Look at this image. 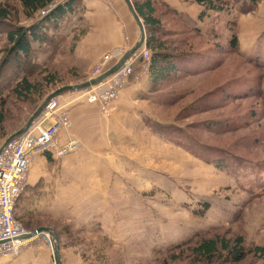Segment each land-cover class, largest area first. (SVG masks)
<instances>
[{
	"label": "rangeland",
	"instance_id": "obj_1",
	"mask_svg": "<svg viewBox=\"0 0 264 264\" xmlns=\"http://www.w3.org/2000/svg\"><path fill=\"white\" fill-rule=\"evenodd\" d=\"M120 1L131 31L112 1L109 18L122 26L121 46L131 49L141 31L126 2ZM153 1L169 30V47L190 59L198 56L202 68L197 74L172 75L161 85L148 79L134 82L139 88L127 95L128 110L110 117L99 109L94 113V129L106 139L109 154L85 159L84 164L113 161L122 174L101 175L104 188L92 191V200H78L71 224L58 223L62 264H230L225 251L211 261L196 254L195 247L205 238L238 236L249 252L239 264H264V255L254 252L264 246V0L252 11V0H216L227 5L225 11L210 10L203 16L204 7L194 2ZM0 2L15 7L17 23L34 22L24 15L20 0ZM75 9L60 32H50L52 43L41 46V57L32 59L31 80L40 87L28 101L13 92L19 75L9 66L2 69L9 43L0 32V71L6 78L13 73L8 82L0 79V100L6 102L0 146L50 94L90 76L94 65L90 73L85 71L88 59L79 58L75 45L92 20L83 16L88 10L84 0ZM234 34L236 48L229 42ZM243 59L256 61L260 71ZM50 72L58 73L57 84L46 83ZM255 87L258 96L243 95ZM193 149L212 160L225 151L230 165L220 168ZM205 202L207 211L202 210ZM97 209L103 212L100 221L93 218Z\"/></svg>",
	"mask_w": 264,
	"mask_h": 264
},
{
	"label": "crops",
	"instance_id": "obj_2",
	"mask_svg": "<svg viewBox=\"0 0 264 264\" xmlns=\"http://www.w3.org/2000/svg\"><path fill=\"white\" fill-rule=\"evenodd\" d=\"M108 1H112L127 18L125 23L128 30L132 29L127 9L120 0H84L88 10L83 16L87 21L92 20V26L77 40L75 51L83 61L88 59L89 65L85 71L89 73L91 66L95 65L104 53L124 44L122 26L113 23V18H109L111 14ZM131 37L134 39L133 34ZM135 88L138 89L139 84L132 83L124 90L113 116L119 111L128 110L129 101L126 97L133 93ZM61 103L70 111L74 123L71 131L62 132V140L65 141L71 136L77 137L82 142V148L61 160L55 159L49 153L39 154L35 158L29 171L26 189L16 207L17 218L31 231L49 227L59 234V222L69 225L75 220L77 206L81 204L78 200L85 197L92 200V191L104 188L101 175L109 178L113 173L122 174L119 166L112 165L113 161L107 162L112 163L110 165L84 164L87 161L85 159H99L109 154L108 150L104 149L108 146L106 139L94 129L93 116L98 111L97 105L88 103L80 91L64 93ZM101 143L103 145H100ZM77 159H82L83 164H73ZM98 212L97 209L93 218L100 221L99 214L103 212ZM52 261L51 249L39 244L25 250L17 258H0V264H52Z\"/></svg>",
	"mask_w": 264,
	"mask_h": 264
},
{
	"label": "trees",
	"instance_id": "obj_3",
	"mask_svg": "<svg viewBox=\"0 0 264 264\" xmlns=\"http://www.w3.org/2000/svg\"><path fill=\"white\" fill-rule=\"evenodd\" d=\"M80 1L81 0H20L24 15L34 20L30 25L17 23L16 14L18 12L15 7L11 6L9 3L0 2V32L6 34L9 43L5 58L2 62V69L9 66L19 75L17 83L13 81V92L18 98L28 101L31 96L38 92L40 85L31 80L32 74H30V70L32 68V59L41 57V46L43 44L51 45L53 39L50 37V32H60L59 29L62 24L76 12L75 5ZM184 1L194 2L204 7L201 16L210 10L224 12L225 8H227V5L218 4L216 0ZM259 1L260 0H252L249 10L252 11ZM52 3H57L56 7L46 15H40L41 11L49 7ZM133 3L137 12L144 20L147 31L146 45L152 53L150 74L148 77L149 83L156 86L161 85L170 76L175 74H197L202 68V64L196 63V61H198V59H196L198 56L190 59L187 55L174 53L169 47L170 43L166 39L169 30L163 27L155 1L136 0ZM229 42L231 47L236 48L238 46L237 36L234 34ZM233 48L232 50H234ZM217 59L218 58L212 62L215 64ZM243 60L250 64L252 68H257V71H260L256 61L252 63L251 60ZM215 68L217 69L218 65H216ZM3 70L0 71V79L6 78L4 75L6 73H3ZM11 74H9V77H7L4 82H8V78H12L10 77ZM48 74L49 75L45 77L47 84H57L59 82L58 73L50 72ZM249 94H253V96L256 94L258 96L257 87L252 90L248 88L243 92L245 96H251ZM5 120L6 102L4 99H1L0 130L4 128ZM192 151H195V154L200 158L220 168L224 169V166L230 165V163L228 164V156L224 154L225 151H219V156L214 157V160L210 159V157H205V153L203 152H198L195 149ZM203 205L204 207L202 210L207 211L209 209V203L205 202ZM221 250L228 253L230 264H239L247 258L249 253L244 246V238L242 236H238L234 240L220 237L205 238L195 247L196 254L201 258L211 261L216 258ZM254 252L264 255V246L255 247Z\"/></svg>",
	"mask_w": 264,
	"mask_h": 264
},
{
	"label": "built area",
	"instance_id": "obj_4",
	"mask_svg": "<svg viewBox=\"0 0 264 264\" xmlns=\"http://www.w3.org/2000/svg\"><path fill=\"white\" fill-rule=\"evenodd\" d=\"M56 4L42 10V15L49 13ZM128 50L125 46H117L104 53L88 79L101 75ZM151 61L152 53L145 43L117 72L80 92L88 103L97 105L104 116L110 117L118 109L124 90L134 82L148 79ZM62 95L51 98L31 125L0 151V258H17L38 244L53 250L52 235L48 232L33 234L34 230H28L17 218L16 207L26 189L29 171L37 155L49 153L61 160L81 148L82 142L77 137L62 140V132L71 131L74 127L70 111L61 103Z\"/></svg>",
	"mask_w": 264,
	"mask_h": 264
},
{
	"label": "water",
	"instance_id": "obj_5",
	"mask_svg": "<svg viewBox=\"0 0 264 264\" xmlns=\"http://www.w3.org/2000/svg\"><path fill=\"white\" fill-rule=\"evenodd\" d=\"M124 1L128 5L132 16L134 17L135 21L137 22L138 26L140 27L141 36H140L139 41L131 49L126 51V53L118 61H116L109 69L104 71L98 77H95V78H92V79H87L84 82L79 83V84L66 85V86L58 89L54 93L50 94L47 97V99L33 113V115L30 117V119L28 120L26 125L24 127H22L20 130H18L17 132H15L13 135H11L0 146V151L6 144H8L11 140H13L16 136H18L21 133H23L27 129V127L31 125V123L40 115V113L42 112V110L44 109V107L46 106V104L49 102V100L51 98H53L55 96H60V95H62L64 93H66V92L82 91V90L88 89V88H90L92 86H95V85L103 82L109 76H111L112 74L117 72L121 68V66L131 57V55L133 53L137 52L146 43L147 31H146V27H145V24L143 22V19L141 18V16L137 12L132 0H124ZM39 232H48V233H50L52 235V241L54 243L53 254H54L55 263L56 264H62V253H61V244H60L61 240H60L59 234L56 233L54 230H52L49 227H40V228L34 230L33 234H36V233H39ZM30 235H32V233L28 234L25 237H28Z\"/></svg>",
	"mask_w": 264,
	"mask_h": 264
}]
</instances>
